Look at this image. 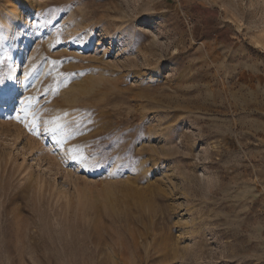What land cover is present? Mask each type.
Wrapping results in <instances>:
<instances>
[{"label": "rangeland", "instance_id": "obj_1", "mask_svg": "<svg viewBox=\"0 0 264 264\" xmlns=\"http://www.w3.org/2000/svg\"><path fill=\"white\" fill-rule=\"evenodd\" d=\"M0 264H264V0H0Z\"/></svg>", "mask_w": 264, "mask_h": 264}, {"label": "snow or ice", "instance_id": "obj_2", "mask_svg": "<svg viewBox=\"0 0 264 264\" xmlns=\"http://www.w3.org/2000/svg\"><path fill=\"white\" fill-rule=\"evenodd\" d=\"M53 123H55V122H53ZM35 127H36V124H35V121H34L33 122V131H35ZM61 127H62L61 125L56 124L55 127L51 128V129H46V131H51L53 133V135H55L58 131L61 130Z\"/></svg>", "mask_w": 264, "mask_h": 264}, {"label": "bare ground", "instance_id": "obj_3", "mask_svg": "<svg viewBox=\"0 0 264 264\" xmlns=\"http://www.w3.org/2000/svg\"><path fill=\"white\" fill-rule=\"evenodd\" d=\"M98 119V118H97ZM98 132V131H97ZM85 137V136H84ZM78 138V137H77Z\"/></svg>", "mask_w": 264, "mask_h": 264}]
</instances>
